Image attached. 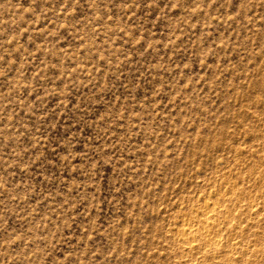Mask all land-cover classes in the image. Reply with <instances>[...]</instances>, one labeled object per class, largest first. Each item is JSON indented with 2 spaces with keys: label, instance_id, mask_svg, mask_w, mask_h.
<instances>
[{
  "label": "rangeland",
  "instance_id": "374dc122",
  "mask_svg": "<svg viewBox=\"0 0 264 264\" xmlns=\"http://www.w3.org/2000/svg\"><path fill=\"white\" fill-rule=\"evenodd\" d=\"M0 264H264V0H0Z\"/></svg>",
  "mask_w": 264,
  "mask_h": 264
},
{
  "label": "bare ground",
  "instance_id": "6f19581e",
  "mask_svg": "<svg viewBox=\"0 0 264 264\" xmlns=\"http://www.w3.org/2000/svg\"><path fill=\"white\" fill-rule=\"evenodd\" d=\"M208 228V227H207ZM192 232V229H191V227L189 226V227H184L182 230H181V233L183 234V235H186V234H190ZM194 234V233H193Z\"/></svg>",
  "mask_w": 264,
  "mask_h": 264
}]
</instances>
